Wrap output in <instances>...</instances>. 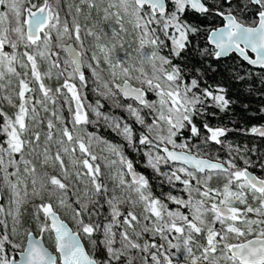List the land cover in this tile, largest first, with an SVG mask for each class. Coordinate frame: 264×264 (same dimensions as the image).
<instances>
[{
  "label": "snow or ice",
  "instance_id": "1",
  "mask_svg": "<svg viewBox=\"0 0 264 264\" xmlns=\"http://www.w3.org/2000/svg\"><path fill=\"white\" fill-rule=\"evenodd\" d=\"M81 3H88V6L94 7L92 0H81ZM224 4L231 7L230 0H224L222 4L210 3V0H171L169 7L166 9L165 0H114L104 9V20L114 17L115 23L119 25L120 31L112 29L113 38L119 37L121 32H125L124 19L128 18L134 30L139 32V48L136 50L138 59L136 62L129 64L126 59H115L113 56L116 52L117 45L115 43L108 46L102 43V37L92 29L87 30V35L94 37L95 47L104 54V62L109 65L111 71L112 84L118 91H113V87H109L107 82L102 84L105 91L99 92V95L105 98H113L115 107H123L127 113L135 118V121L144 126L145 132L139 135V145L150 146L149 150L144 153L147 157L148 166L156 172H160L159 165L161 163L167 165L170 161H180L184 165L191 166L194 171H190L186 167H179L169 175V183L173 180L180 181L184 185V191L188 192V199H181L168 194V200L176 205L189 209V215L181 212L179 209L170 211L168 206L159 198L153 197L149 187V180L142 174L136 172L133 168V161L127 159L122 151L121 146L108 143L96 137L94 134H88V143L86 144L79 136L73 135V131L80 125L95 124V120H90L88 112L81 101V96L77 86L70 80L74 76H78L82 84L86 83V78L81 71L84 65V43L81 35V25L73 18L71 24L67 20L61 19L60 0H0V81L6 77H16L18 80V91L16 97L18 104L13 103L11 97H5L10 105L16 111L10 116L2 108H0V188H7L13 199L10 203L15 205L14 211L5 213V207L0 203V214L12 216L13 227L12 235H18L15 225L20 223V207L26 202L29 196L27 180L31 177V196L40 198L41 203L35 205L37 213H42L44 222L39 225V233H49V238L54 241V253L42 243L40 239L33 237L31 231L26 232V244L22 241L16 243L9 238L6 231H0V264H122V258L128 249H141V245L135 242L129 235L128 229H131L136 237H140L143 233L149 231L153 236L159 235L165 244L152 242L145 243L142 251L148 253L153 264H174L172 257L177 253H181L183 260L189 264H219L216 253L219 251L224 264H264V178H258L251 174L247 168H237L234 161H227L228 167L224 163L212 162L207 159L198 158L191 153L187 143L177 144L176 137L181 129L191 126L192 136H198L199 130L193 123V117L198 114L197 105L203 106L205 99L211 97L216 106L225 109L230 103L224 95L214 94L208 88L203 89L202 95L193 92V89L199 87L197 79H192L190 84L182 83L183 69L174 64L172 60L160 54L162 47H165V41L157 35L158 29L150 27V25L160 26L159 31L171 41V54L181 56L182 51L186 48L189 34H198L201 29L195 25H191L184 21L180 14L186 13L188 9L197 13L211 15L215 14L222 17L226 23L223 27L213 29L208 35L210 43L215 45L214 55L220 57L227 55L231 51L238 52L244 60L251 65H259L264 67V0H246L241 12L246 11L249 6L254 7V23L246 25L241 23L232 11L221 10ZM110 9H116L115 12ZM76 13L81 12L79 6L75 9ZM174 29L170 35L169 29ZM103 31V29H101ZM106 35V34H105ZM79 45L78 50L71 44L66 43L67 40H73ZM55 40V44L53 43ZM23 46L25 51L18 52ZM53 47L62 50L67 55L64 60L68 71V79L56 88V93H60L62 89H67L71 94L70 101L65 97V102H74L75 110L72 114L73 130L68 127L62 129V138L57 141L61 145L59 151L53 156L50 154L49 147L45 146L40 152L41 133L33 131L38 123L39 112L36 105H43L45 101L51 100L56 102V98L50 95L51 89L47 88L43 83V77L39 71L37 57L47 59L51 62L52 67L60 68L58 60H53V56L59 57V52H53ZM123 44L120 48L123 49ZM10 49V50H6ZM150 48L151 51H145ZM32 51H29V50ZM245 49H251L256 54L255 59H249ZM125 56L132 58L130 52L125 51ZM92 60L99 65V58L95 53ZM26 61V62H25ZM137 63L139 67H137ZM145 63L151 67V75L145 70ZM17 65L27 69L31 66V76L39 85V92L43 94V100L35 98V89L30 87V83L25 78H21V73L17 71ZM91 68L92 65L88 64ZM64 71L59 75L63 76ZM138 73V75H135ZM25 72L23 76H27ZM43 75H50L44 73ZM93 76L97 81L101 80L99 73L93 70ZM123 79L122 83H116V80ZM136 80L141 87L133 86L130 81ZM4 85L0 84V88ZM147 92H155L158 100H148L145 98ZM223 92V89H218ZM118 96L131 98L138 102L137 106L132 103L122 104ZM31 105V109L29 108ZM89 109L95 114L97 119L103 116L107 126L121 135L129 144L133 146V128L127 123L121 126L119 120L103 114L100 111V101H96V105H89ZM141 109H148L154 118L150 123H146L145 116L141 115ZM47 111V108H44ZM71 111V108H70ZM55 115V113H53ZM147 115V114H145ZM58 120L61 117H56ZM163 122L167 127V135L161 134L160 123ZM55 128L52 120L47 121L48 132L44 143L47 145L53 140L52 130ZM207 133L210 135L205 137V142L214 141L221 143L220 137L226 133L224 128H212L208 124L204 125ZM156 132V141L154 143L151 133ZM252 133H256L264 137V127L251 128ZM31 134V139H26L27 134ZM68 144L78 146L80 153L88 158H73V165L82 164L87 171L84 175L90 177L92 189L96 197L101 194H107V187L98 181L101 175V169L96 161L98 157L90 150V146L94 140L107 144V149L119 157L121 165L126 167L127 175L131 176V181L125 180V173L120 174L119 185H127L130 193L135 194V199L130 195L128 200L132 204L142 203L144 212L150 215H144V220L148 221L155 217L154 226L149 229L144 226L141 231H136V224L140 221L133 211L123 214L119 208V204L124 203L115 195L107 199L109 205L111 221L104 223H85L82 219L84 213L89 211V206L98 203V200H89L81 203L79 198L76 203L80 205L79 209L74 210L73 219L77 223V231H73L60 218L54 210L51 202H43V193L47 192L50 198L57 197L61 206L65 205L63 199L68 188V184L64 181L69 178V171L61 155L69 153L70 149L64 147L65 139ZM161 145H164L161 148ZM167 145L172 146L170 150ZM184 149L186 151H175V149ZM153 149H160L164 155L157 153L152 155ZM28 155H35L37 159L42 156L40 164L45 167H59L63 174V180L57 175L44 173L37 174V166L31 159L25 157V151ZM76 147L71 148V153H75ZM90 160L92 162H90ZM115 164L116 161H111ZM245 165L249 164V160L244 159ZM23 164V174L20 165ZM10 169H13L10 171ZM205 170L218 171L227 177V182L221 189H214L208 186L207 180L198 178L197 173H204ZM184 173L188 179H182L177 174ZM77 178L81 173L76 172ZM211 179V176L208 177ZM191 181L196 182V186ZM203 184V190L200 185ZM23 185V195H21V186ZM49 186H51L49 188ZM235 187L236 190H233ZM196 192L202 199H194L192 193ZM246 192H250L252 198L258 202L257 207L250 206L247 203ZM219 197V199H217ZM211 201L210 207L208 206ZM244 205L241 209L236 204ZM211 213V222L205 219V214ZM249 214H255L257 218L251 217ZM122 217V220L119 219ZM39 219V215H37ZM50 221V223H49ZM135 222V224L133 223ZM121 223L127 227L119 232V247H115L117 233L114 231V225L119 226ZM219 223L220 228L214 225ZM0 225L7 227L6 220L0 219ZM103 228L102 239H92L95 233L100 232ZM206 230V231H205ZM91 240L94 249L100 248L101 251L89 252L82 243L80 233ZM175 232L179 234L174 237L178 242L173 243L169 239V234ZM196 235H204L206 243L198 245L201 248L200 255L197 256L193 252V243H195ZM248 236L253 238L248 239ZM232 240L239 242L233 243ZM6 244L13 249L19 250V258H10L7 255ZM150 248L157 251H149ZM169 249L176 251L169 254ZM128 264H132L129 259ZM147 264V260H145ZM179 264V262H178Z\"/></svg>",
  "mask_w": 264,
  "mask_h": 264
},
{
  "label": "trees",
  "instance_id": "2",
  "mask_svg": "<svg viewBox=\"0 0 264 264\" xmlns=\"http://www.w3.org/2000/svg\"><path fill=\"white\" fill-rule=\"evenodd\" d=\"M171 0H168L170 5ZM224 0H210V3L213 4H222ZM246 0H230L231 7L229 8L227 4H224L221 10L223 11H232L234 15L240 20V22L251 25L254 23V12L255 8L249 6L246 11L241 12L240 9L243 7ZM172 10L169 7V11ZM62 12V11H61ZM181 18L191 25H195L201 29L198 34H189V40L186 48L182 51V55L177 57L171 54V41L167 39L163 35V32L159 31L160 26H156L158 29L157 35L160 36V39L165 41L166 46L162 47L160 50V54L169 57L174 64H178L183 71V81L182 83L190 84L192 79H197L199 87L197 89H193V92L198 95H202L203 89L208 88L210 91H213L214 94L224 95L230 103L226 106L225 109H220L216 106L215 102L211 97L204 98L205 102L203 106L197 105V109L199 110L198 114L193 117V123L197 126L199 130L198 136H192L191 134V126H186L184 129H181L174 139L177 144L187 143L191 152L197 155H204L205 157L211 158L213 160L221 161L225 163L228 167L227 161H234L237 168L243 169L247 168L248 170L254 172L259 178H264V163L262 154L264 153V138L256 137L252 134L251 128L264 126V67L260 69L253 68L242 61L235 54H231L224 59L215 58L214 49L209 46L207 42L208 32L223 24V19L220 16L215 14L205 15L201 13H197L188 9L186 13L180 14ZM62 21L67 20L68 17L63 13ZM152 26V25H151ZM155 26V24H153ZM172 29H169V34ZM63 55V53H60ZM64 56V55H63ZM67 59L64 56V60ZM41 69L43 66H40ZM50 73V75H43L46 73ZM43 72L42 69V77L43 83L49 89H51L50 95L56 98V102L59 103L63 109H65L66 113L61 114L62 118H66L69 116L70 112V102H65V97L68 95L63 91L60 93H56V88L60 87L62 84V76L59 75L60 70L58 68H49ZM101 73V72H100ZM86 83L82 84V94L85 102L87 104L96 105V101H100V111L108 116L115 117L120 121L121 124L127 123L130 127L133 128V146H129L128 142L119 135L112 128L107 126L106 121L103 116L100 119H90L95 120V124H87L80 125L79 131L74 130L73 135H79L83 141L88 143V134H94L96 137H100L101 140L107 141L108 143L119 145L122 148V151L125 157L131 161H133V166L140 171L142 175H144L149 180V187L153 194V197L159 198L163 203L168 206L170 211H175L179 209L181 212L189 215L191 218L189 209L176 205L174 202L168 200V194L176 196L181 199H188L189 193L184 191V185L180 181L173 180L172 183H169L168 177L164 175V173L171 174L172 171L177 170L180 165L170 164L167 165L161 163L159 165L160 172H156L147 163V157L144 155L146 151L149 150L150 146L147 145H139V135L141 132H145L144 126L138 124L135 121L134 117H131L127 111L123 107H115L113 105V98H105L104 96L99 95V91L102 90V86L97 84H92L87 75L85 73ZM33 79V78H32ZM30 83V87L38 88V83H31V80H28ZM137 85L141 86L138 81H134ZM15 83L14 80H9L8 89L13 88L14 93L16 94V90L14 88ZM109 86L113 87L111 81H109ZM114 89V88H113ZM218 89H223V92H218ZM115 91V90H114ZM151 94H146V99L151 100ZM122 104L126 105L125 102L121 101ZM61 111V109L59 110ZM147 114V115H145ZM141 115L145 116L146 123H150L154 118V114L150 112L148 109H141ZM68 121V120H67ZM2 122V119H0ZM160 123V131L164 135H167V129L162 126V122ZM64 124L73 130V126H70L68 122H64ZM208 124L209 127L212 128H224L226 129V133L223 137H220L221 143H216L214 141L205 142V137L210 135L207 133V130L204 128V125ZM71 130V131H72ZM156 132L151 133V137L154 143H159L155 139ZM98 146L105 148L109 155L114 153L107 149V144L98 142L94 140L90 146V150L93 154H95L98 159L96 160L101 165V157L105 156L102 153H98L100 149ZM164 145H161L163 147ZM171 146V145H167ZM74 147V145H73ZM76 151L74 155H77L78 158H89L84 157L80 151L78 146H76ZM157 153L163 155L160 149H153L152 155L155 156ZM117 157V156H116ZM119 158V157H117ZM244 159L249 160V164L245 165ZM92 162V161H91ZM120 164V162H119ZM123 166V165H122ZM124 167V166H123ZM41 169V168H39ZM101 173H103L102 165L100 167ZM42 171V170H41ZM39 175V173H37ZM177 174L181 176L182 179H188L186 174L179 173ZM218 175H223L220 172H206L204 174H198V178L202 181L207 180V184L209 187L214 189H220L219 186H216V178ZM211 176V179L208 177ZM227 179V177H226ZM225 179V180H226ZM100 180V181H99ZM223 180V181H225ZM72 189H76L77 185L74 183V180L69 177L67 179ZM98 181L106 186L105 181L102 177H98ZM194 186H196L195 181H191ZM107 194H101V196L96 197L93 195L91 198L84 196L82 200L83 203L88 202L89 200H98V203L95 205L89 206V211L87 213L86 221L92 224L99 223L101 226L104 223H108L111 221V214L109 205L106 203L108 196L111 197L112 190H109ZM201 190H203V184L200 185ZM128 194L135 199V194L129 192ZM113 195L115 194L112 192ZM129 195V196H130ZM118 197L117 195H115ZM129 196H120L119 199L123 200L124 203L119 204V208L123 214H127L128 211H133L140 223L136 224V231H141L144 226H147L149 229H152L154 226L155 217H152L150 220L145 221L144 215H150L144 212V207L142 203L132 204L129 202ZM192 196L194 199H202L198 193L193 192ZM211 201H209L208 206L210 207ZM79 208V206L77 205ZM244 208V207H243ZM241 208V209H243ZM253 218H257L255 214H249ZM211 213L210 215L207 213L205 215V219L211 222ZM122 220V217L119 218ZM44 222L43 220H40ZM135 224V222H133ZM217 229L220 228L219 223L214 225ZM127 226L121 223L119 226H115L118 230L116 240L117 243L115 247H119V232L124 230ZM77 230V224H74L73 229ZM74 229V230H75ZM29 230V229H28ZM27 230V231H28ZM75 230V231H76ZM129 235L131 238L141 245V249H128L125 256L122 258V264H128V260L132 261V264H145V260H147V264H153L151 261V257L148 253L142 251L143 245L147 242L151 244L152 242H156L157 244L163 243L165 244V248H167V243L160 239L159 235L153 236L152 232L149 231L147 233H143L140 237H136L134 232L131 229H128ZM206 231V230H205ZM103 228L101 227L100 232L95 233L93 235V239H102ZM176 234L175 232L169 234V239L172 240L173 243H177L178 241L174 239ZM195 243H193V252L195 255L199 256L201 252V248L198 245H203L206 243L204 235H196ZM252 237L248 236L247 238ZM81 239L85 242V236L81 232ZM83 242V243H84ZM231 242H239L238 240H232ZM86 243V242H85ZM88 245V244H87ZM86 245V249L91 252L99 253L101 251L100 248L94 249L93 247L88 248ZM6 251L8 252V256H15L17 251H15L12 247L6 244ZM149 251H157V249L150 248ZM169 254L175 252V249H169ZM216 258L219 261V264H223L224 261L218 251L216 253ZM174 264H189L188 261L183 260L181 253H177L176 256L172 257ZM204 264V262H202Z\"/></svg>",
  "mask_w": 264,
  "mask_h": 264
},
{
  "label": "rangeland",
  "instance_id": "3",
  "mask_svg": "<svg viewBox=\"0 0 264 264\" xmlns=\"http://www.w3.org/2000/svg\"><path fill=\"white\" fill-rule=\"evenodd\" d=\"M111 2H114V0H92L94 7L90 8L88 6V3H81V0H60V11H62L61 16L63 15V13L65 15H67L69 24H71L73 18H75L76 21L81 25V35H82V40L84 43V48L82 50L84 52V69H85V73L87 75V78L89 79V81L93 85L96 83L97 84L99 83V85L102 86V84L104 82H107L109 84V81L112 82L113 78L111 77V71H110L109 65L104 62V54L102 52H100L98 48L95 47L96 42H95L94 37L87 35L88 29H92L93 31H96L99 35H101V37H102L101 42L102 43H106V44H108V46H111V44H113V43H115L117 45L116 52L113 56V62H115V59L120 58V59L128 60V63L131 64V63L136 62V60L138 59V53L136 50L139 48V35L140 34L137 30L133 29V27L130 23H128V18L126 17L123 21L126 31L121 32L120 36L115 37V38H113V36H112V29L115 28L116 31H118V32L120 31L119 25H117L115 23V18L111 17L107 21L104 20V9L107 8L109 3H111ZM77 6H79L81 8L80 13H76V11H75ZM110 11L115 12L116 9H110ZM61 19H62V17H61ZM156 26H158V25H155V26L150 25V27H156ZM101 29H103V31H101ZM170 32H171L170 33V35H171L174 32V29H172ZM67 42H73V44L79 49V45L74 41V39L73 40H67L66 43ZM53 43L55 44V40ZM120 44H123V46H124L123 49L120 48ZM6 50H10V49L6 48ZM23 51H25V49L23 48V46H21L18 49V52L22 53ZM29 51H32V50L30 49ZM52 51L63 53L62 50H60L56 47H53ZM125 51L131 53V55H132L131 59H129L128 57L125 56ZM145 51H151V49L146 48ZM93 53H95L97 55V57L99 58V65H97L96 61L92 60ZM63 55L66 56L65 53H63ZM63 55L60 54L59 57H57V56L52 57L53 60H58V62L60 64V68H58V69L60 70V72L64 71L66 68V65L64 64V56ZM37 64H38V68H39L40 72H42V69L44 72L46 69L52 68L51 62L49 60L41 59L40 57H37ZM88 64H91L92 67L91 68L87 67ZM40 66H43L42 69ZM136 66L139 67V64L137 63ZM16 67H17V71L21 73V78H25L26 80L30 79L31 83H36L34 81V79H32L31 66L30 65L27 69L21 68L19 65H17ZM144 67L150 76L151 75L150 65L145 63ZM93 70H95L97 73H99V75L101 77L100 81H97L96 77L93 76ZM68 71H71V69L68 68ZM68 71H64V75L62 76V78H63L62 84L64 83L65 79H68ZM25 72L28 73V75L26 77L23 76V74ZM45 72L47 73V70ZM135 75H138V73H135ZM9 80H11V81L14 80V83H15L14 88L16 91H18V80L16 77H6L3 81H0V84L4 85L3 88H0V108H2L5 112L8 113V115L11 116L16 111V109L8 103V101L5 99V97H11V99L13 100V103H17V104H18V99L16 97V94L14 93L15 92L14 89L13 88L8 89ZM134 81H136V80H132V81H130V83L136 87H141V86L137 85L136 83H134ZM70 82L74 83L77 86L78 92L81 96V101L85 106V111L88 112L89 119H91V118L97 119L95 114L88 107L90 104H87L85 102V99L83 98V94L81 91L82 85L80 83L79 78H77V76H74L70 80ZM122 82H123V79L116 80V83H122ZM31 87L33 88V86H31ZM113 88H114V86H113ZM35 90H36L35 94H34L35 98L43 100L44 99L43 94L39 92V87L35 88ZM102 90L105 91V89H103V87H102ZM114 90L117 91L115 88L113 89V91ZM63 91L68 95V98L70 101L71 94L68 93L67 89H63ZM147 93L151 94V97H150L151 100H158V97L156 96L155 92H147ZM145 98H146V96H145ZM118 99L120 101L125 102V104L132 103L133 106H137V104L132 100L124 101V100H122L121 96H118ZM36 107H37V110L39 112L38 120L42 121V123H38L36 125V127L33 129V131H39L41 133V141H40L41 147H40L39 151L42 152L43 148L45 146H47L50 149V154L54 156L56 154V152L59 151L61 148V145L58 144L57 141L62 138V136H61L62 129L64 127H67L64 124V122H68V124L70 126H73L72 125V114L74 112L73 102H70L71 111L69 112V116L67 117V119L64 117L62 118L61 114H65L66 111L57 102L53 103L51 100H48V101H45V103L43 105H36ZM45 107L47 108V111L44 110ZM29 108L31 109V105H29ZM60 109H61V111H59ZM53 113H55V115H53ZM57 116L61 117V119L58 120L56 118ZM49 119L52 120L53 124L55 125V128L52 130L53 140L50 141L47 145H45L44 140H45L46 134L48 132L47 121ZM121 126H123V124H121ZM162 126L166 129L168 127L163 122H162ZM69 130L71 131L72 129L69 128ZM76 131H79V128H76ZM25 138L31 139V134L30 133L27 134ZM64 139H65V144L63 146L68 147L70 149V151H69V153L61 152V155H62L64 162L68 168L69 177H71V179L74 180V183L77 185V187H76V189H72L69 182L67 180L64 181L65 183L68 184L66 194L63 197V199L65 200L64 206L59 205L57 197L50 198L48 196L47 192L43 193V202L53 203L54 210L73 229L74 224H77L76 220L73 219L74 210L79 209L77 207V205L80 207V205L76 203L77 199L79 198L80 202L83 203L82 200L84 199V196L91 198L94 195V190L92 189L90 177H88L87 175H84V173L87 170L83 168L82 164L73 165L71 163V160L73 158H78V156L71 153V148L73 147V144H68L66 141V138H64ZM74 147H75V145H74ZM167 147H172V146H167ZM98 149H100V151H98V153L101 152L102 155L105 154V156L103 158L101 157V165H102L103 173H101L100 177L103 178V180L106 183V186L109 187V190H112V192L115 193L114 195H117L118 197L124 196V195L129 196L130 194H128V192H127V189H128L127 185H124V186L119 185L120 174L122 172L125 173V177H124L125 180L128 182L131 181V179L127 175L126 167H123L121 164H119V158H117L113 154L109 155L105 148L98 146ZM177 149H179V148H177ZM180 150L186 151L184 149H180ZM198 156L205 157L204 155H198ZM25 157L27 159L33 160V162L37 166V173H39V175H43L44 173H48L50 175H57L62 180L64 179L63 174L60 171L58 166L53 168L50 166L45 167V166H42L40 164V160L42 159V156L39 159H37L35 155H28V152L26 150L25 151ZM262 157H263V163H264V153L262 154ZM88 159H90V157ZM113 160L116 161L115 164L111 163V161H113ZM90 162H91V160H90ZM92 163L98 164L101 167V165L97 161H94ZM175 165H177V164H175ZM180 166H182V165H180ZM182 167H184V166H182ZM20 168H21V173L23 174V164L20 165ZM39 168H41V169H39ZM12 170L13 169H10V171H12ZM77 171H79L81 173L80 178H77V176H76ZM198 174H204V173H198ZM225 179H226V177H224L223 175H218L216 178V186H219V188L221 190L223 188V185L227 182V179L226 180ZM223 180H225V181H223ZM27 185H28L29 196L26 198V202L23 203L20 207V216H19L20 223L18 225H15L17 228L18 235H12V233H11V229L13 227L12 216L6 215V214H0V219L6 220V223H7L6 228L4 226L0 225V231H6L9 234V238L16 243H20L22 241L25 243V240H26L25 234L28 231L34 232L37 235L41 236V234L39 233V225H40V223H42L40 220H43L44 217H43L42 213H37L35 205L40 204L42 201L40 198H36V197L31 196V187H32L31 186V177L28 178ZM50 187L51 186H49V188ZM0 190H1V194H2V200L0 203H2L3 206L5 207V213H7L9 211H14L15 205L10 203L11 199H13L11 192L7 188H0ZM233 190H236L235 187H233ZM112 192L110 193L111 197L113 196ZM129 192H130V190H129ZM21 195H23V185L21 186ZM111 197L108 196V199ZM217 199H219V197ZM246 199H247V203L250 206H253V207L258 206V202L252 198V195L250 192H246ZM236 206L239 208L244 207V205H240L238 203L236 204ZM88 214L89 213H87V212L83 214L82 219L84 221H86V219H87L86 217L88 216ZM208 214L210 215V213H208ZM37 215H39V219H37ZM210 217L212 218V214ZM85 223H89V222H85ZM114 231L116 233L118 232V230L116 228H114ZM80 235H81V233H80ZM41 237L44 239L45 244L54 252V241L49 238V233L46 232ZM85 238H86L85 239L86 243L83 241L85 247L87 244H88L87 245L88 248L93 247L91 240L88 239L87 237H85ZM233 243H236V242H233ZM14 250L17 251V253L19 252V250H16V249H14ZM17 253L15 256H11L10 258H16ZM7 255H8V252H7ZM204 264H206V262H204Z\"/></svg>",
  "mask_w": 264,
  "mask_h": 264
},
{
  "label": "water",
  "instance_id": "4",
  "mask_svg": "<svg viewBox=\"0 0 264 264\" xmlns=\"http://www.w3.org/2000/svg\"><path fill=\"white\" fill-rule=\"evenodd\" d=\"M165 2H166V9H167V1L165 0ZM192 11H194V10H192ZM195 12V11H194ZM224 23H226V21H224L223 20V24L222 25H220V26H218V27H216V28H213V29H218V28H220V27H223V25H224ZM242 23V22H241ZM213 29H211V30H213ZM210 30V31H211ZM210 31L208 32V35H209V33H210ZM208 35H207V42H208V44H209V46H211L212 48H214V50H215V45H213L212 43H210L209 42V40H208ZM68 44H71L73 47H76L74 44H73V42H67ZM77 48V47H76ZM78 49V48H77ZM79 50V49H78ZM245 52H246V54L249 56V59H255V56H256V54L255 53H253L252 51H251V49H245ZM230 54H235L236 56H238L242 61H244L246 64H248L249 66H251V67H253V68H256V69H260V68H263V67H261V66H259V65H251V64H249L248 63V61H246V60H244V58L238 53V52H235V51H231V52H229L227 55H223V56H220V57H216L215 55V58H220V59H224V58H226V57H228ZM66 55V54H65ZM67 56V55H66ZM81 71H83V73H84V75H85V69H84V65H82V68H81ZM78 77V76H77ZM133 85V84H132ZM134 86V85H133ZM136 87V86H135ZM118 91V90H117ZM121 98L123 99V100H132L131 98H124L123 96H121ZM132 101H134V100H132ZM137 105H138V102H136V101H134ZM73 108H74V110H75V103L73 102ZM262 127H264V126H258L257 128H262ZM254 136H256V137H260V138H264V137H261V136H259L258 134H256V133H252ZM162 148V147H161ZM170 150H172V147H168ZM175 151H183V150H180V149H175ZM161 153L164 155V153L161 151ZM192 153V152H191ZM193 155H196V154H194V153H192ZM198 158H203V159H207V160H209V161H212V162H221V161H217V160H213V159H211V158H208V157H202V156H198V155H196ZM170 164H177V165H182V166H184V167H186V168H188L189 170H191V171H194V169H192L191 168V166H189V165H184L182 162H180V161H175V162H169ZM221 163H223V162H221ZM224 165H225V167H227V165L224 163ZM133 168H134V170L136 171V172H138L139 174H141L140 173V171L139 170H137L134 166H133ZM248 170V169H247ZM251 174H253V175H256L254 172H252V171H250V170H248ZM206 172H209V170H205V172L204 173H206ZM212 172H217V171H212ZM129 176V178L131 179V176L130 175H128ZM257 176V175H256ZM258 177V176H257ZM259 178V177H258ZM1 200H2V194H1V190H0V202H1ZM58 214V213H57ZM59 215V214H58ZM60 216V215H59ZM61 218V217H60ZM62 219V218H61ZM63 220V219H62ZM64 222L68 225V227L70 228V229H72L71 228V226L64 220ZM49 223H50V221H49ZM73 230V229H72ZM74 231V230H73ZM33 233V237L34 238H36V239H40L41 241H42V243H44V245L49 249V251H52L46 244H45V242H44V239L41 237V236H37L34 232H32ZM251 238H253V237H250V238H248V239H251ZM82 243H83V241H82ZM25 244H26V240H25ZM84 244V243H83ZM53 252V251H52ZM54 253V252H53ZM19 258V252L17 253V257H16V259H18Z\"/></svg>",
  "mask_w": 264,
  "mask_h": 264
},
{
  "label": "flooded vegetation",
  "instance_id": "5",
  "mask_svg": "<svg viewBox=\"0 0 264 264\" xmlns=\"http://www.w3.org/2000/svg\"><path fill=\"white\" fill-rule=\"evenodd\" d=\"M167 1V9L169 10V3H168V0H166ZM170 1V0H169ZM214 52H215V50H214ZM231 55V54H230Z\"/></svg>",
  "mask_w": 264,
  "mask_h": 264
}]
</instances>
